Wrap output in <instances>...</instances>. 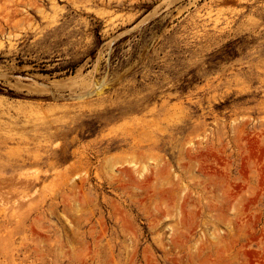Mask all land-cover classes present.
Returning a JSON list of instances; mask_svg holds the SVG:
<instances>
[{"label":"rangeland","instance_id":"1","mask_svg":"<svg viewBox=\"0 0 264 264\" xmlns=\"http://www.w3.org/2000/svg\"><path fill=\"white\" fill-rule=\"evenodd\" d=\"M22 1L0 264H264V0Z\"/></svg>","mask_w":264,"mask_h":264},{"label":"bare ground","instance_id":"2","mask_svg":"<svg viewBox=\"0 0 264 264\" xmlns=\"http://www.w3.org/2000/svg\"><path fill=\"white\" fill-rule=\"evenodd\" d=\"M3 1V0H2ZM8 1V2H7ZM9 3V4H7V3ZM6 2H5V0H4V3H6V5L8 6L9 5V7H8V10H9V14H11L13 17L15 16V15H17V13L19 12V9H20V7H23V6H25L24 5V3H23V1L22 0H6ZM26 2V1H25ZM0 6H3V3H0ZM5 6V5H4ZM7 6L6 7H1L2 9L3 8H7ZM7 10H5V12H6ZM7 13V12H6ZM5 15V14H4ZM3 15V17H5L6 15H8V13L4 16ZM10 15V16H11ZM12 17V18H13ZM11 18V17H10ZM51 83V82H50ZM59 83V82H58ZM57 83V84H58ZM55 84V83H54ZM61 86V85H60ZM58 87V86H57Z\"/></svg>","mask_w":264,"mask_h":264}]
</instances>
